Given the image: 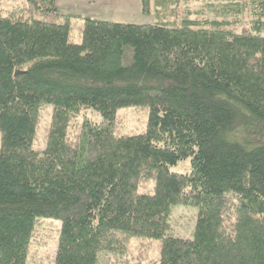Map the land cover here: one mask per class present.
<instances>
[{
  "label": "trees",
  "instance_id": "trees-1",
  "mask_svg": "<svg viewBox=\"0 0 264 264\" xmlns=\"http://www.w3.org/2000/svg\"><path fill=\"white\" fill-rule=\"evenodd\" d=\"M140 5L153 22L0 0V264H28L47 219L54 264H107L136 237L161 242L159 264H264V0ZM127 107L149 111L144 133L116 135ZM176 205L198 209L192 239Z\"/></svg>",
  "mask_w": 264,
  "mask_h": 264
},
{
  "label": "rangeland",
  "instance_id": "rangeland-1",
  "mask_svg": "<svg viewBox=\"0 0 264 264\" xmlns=\"http://www.w3.org/2000/svg\"><path fill=\"white\" fill-rule=\"evenodd\" d=\"M131 6H135L133 3ZM194 5L193 7H196ZM133 8V7H131ZM116 9L110 19L114 22H133L134 24H147L154 19L143 16L137 6V9ZM247 13H245L246 15ZM241 18V24L234 27L237 33H240L243 27L249 24L247 16ZM72 41L80 44L81 38L78 30H74ZM87 117L94 123H101L102 117L94 110H87L78 120L83 121ZM149 111L140 107L121 108L116 116V135L118 136H136L147 130ZM51 122V108L45 106L42 109L35 148L43 150L46 145V137ZM171 171L178 174H189L191 171V160L179 162L172 166ZM152 188L148 189L151 191ZM198 216V209L193 206L176 205L171 210V226L173 234L184 239H192ZM39 235L34 239L30 247L28 264H54V253L59 238L58 223L55 220L47 219L42 221ZM161 253V242L156 239L132 238L129 243L127 254H109L105 257L107 264H159ZM103 264L106 262L103 260Z\"/></svg>",
  "mask_w": 264,
  "mask_h": 264
},
{
  "label": "crops",
  "instance_id": "crops-1",
  "mask_svg": "<svg viewBox=\"0 0 264 264\" xmlns=\"http://www.w3.org/2000/svg\"><path fill=\"white\" fill-rule=\"evenodd\" d=\"M132 3L135 6H131ZM137 6L141 12L140 0H57V9L61 13L91 16L110 21H113L110 15H114L116 9L131 7L137 9Z\"/></svg>",
  "mask_w": 264,
  "mask_h": 264
}]
</instances>
